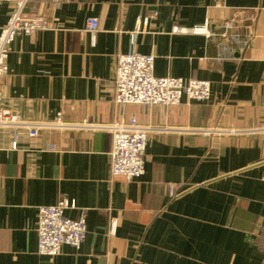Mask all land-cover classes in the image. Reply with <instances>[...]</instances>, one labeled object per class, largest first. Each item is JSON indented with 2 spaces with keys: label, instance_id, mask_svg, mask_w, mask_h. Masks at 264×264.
<instances>
[{
  "label": "crops",
  "instance_id": "obj_1",
  "mask_svg": "<svg viewBox=\"0 0 264 264\" xmlns=\"http://www.w3.org/2000/svg\"><path fill=\"white\" fill-rule=\"evenodd\" d=\"M12 10L0 3V31ZM23 12L48 29L10 44L3 107L32 122L135 118L154 131L143 176L127 182L110 179L105 130L0 129V264H263L264 0L29 1ZM224 21L243 48L186 32ZM130 52L154 56L157 77L209 82L210 99L119 107L116 57ZM62 198L76 205L66 217L85 210L86 238L39 255L37 209Z\"/></svg>",
  "mask_w": 264,
  "mask_h": 264
},
{
  "label": "built area",
  "instance_id": "obj_2",
  "mask_svg": "<svg viewBox=\"0 0 264 264\" xmlns=\"http://www.w3.org/2000/svg\"><path fill=\"white\" fill-rule=\"evenodd\" d=\"M29 1L57 2V0H0V3L10 4L13 7L7 24L0 31V83L7 74L6 60L9 46L15 37L48 29V22L41 15L24 14L23 10ZM235 28L231 21H224L219 27V32L214 31L209 23L190 28L186 32L203 35L212 40L217 37L224 51L228 42H235L241 48L246 44V41H239V36L234 32ZM86 31L92 36L96 34L98 21L95 18L86 20ZM182 31L175 30V32ZM113 82L114 102L121 108L128 105L177 106L182 98L204 103L211 95V86L207 81L155 76L154 56L135 52L117 55ZM4 128L25 131L29 138H36L41 131L105 130L111 135L110 179L121 178L127 182L143 176L148 135L154 131L148 126L139 124L135 118H131L128 122L118 120L106 125L87 122L68 123L63 121L61 113H58L52 121H26L0 104V129ZM19 137L15 134L13 148L16 147ZM169 195L175 196L173 188L169 190ZM71 209H76L75 202L67 198H62L51 206L38 207L36 232L39 255L58 256L64 246L80 248L86 238L85 210H81L78 218L73 220L65 216V212ZM114 227L115 224L112 232Z\"/></svg>",
  "mask_w": 264,
  "mask_h": 264
}]
</instances>
